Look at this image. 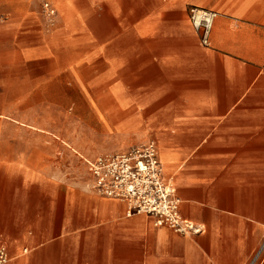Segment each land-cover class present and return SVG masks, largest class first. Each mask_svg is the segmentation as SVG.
Instances as JSON below:
<instances>
[{
    "label": "crops",
    "instance_id": "1",
    "mask_svg": "<svg viewBox=\"0 0 264 264\" xmlns=\"http://www.w3.org/2000/svg\"><path fill=\"white\" fill-rule=\"evenodd\" d=\"M55 2L54 35L71 66L65 86L82 93L98 135L117 144L89 153L61 145L65 168L53 155H0V172L15 183L9 211L0 193V216H12L0 223L7 264H248L264 241V0H82L91 19L75 0ZM192 7L218 14L208 47ZM81 65H92V79ZM148 141L181 216L201 233L128 216L126 202L92 189L75 155Z\"/></svg>",
    "mask_w": 264,
    "mask_h": 264
},
{
    "label": "rangeland",
    "instance_id": "2",
    "mask_svg": "<svg viewBox=\"0 0 264 264\" xmlns=\"http://www.w3.org/2000/svg\"><path fill=\"white\" fill-rule=\"evenodd\" d=\"M47 3L55 9V17L46 10ZM75 5L92 18V9L82 0H75ZM59 17L55 0H0V155L12 156L20 150L40 156L43 162L53 155V166L65 168L66 162L60 164L61 145L76 148L79 144L89 153L117 141L98 135L101 123L89 118L90 105L78 102L82 93L65 86L71 66L62 37L54 35ZM80 71L85 80L94 77L92 65H81ZM83 90L89 95L96 92L94 88ZM69 151L75 154L72 148ZM102 154L108 153L95 157ZM75 155L86 164L94 158L83 152ZM14 189L13 179L0 172L6 211ZM11 218L0 216V223Z\"/></svg>",
    "mask_w": 264,
    "mask_h": 264
},
{
    "label": "built area",
    "instance_id": "3",
    "mask_svg": "<svg viewBox=\"0 0 264 264\" xmlns=\"http://www.w3.org/2000/svg\"><path fill=\"white\" fill-rule=\"evenodd\" d=\"M51 17L56 11L45 5ZM218 17L215 11L192 7L189 20L200 43L210 45L211 32ZM91 187L101 196L124 201L127 215L152 217L156 226H167L182 235L201 233L202 227L183 219L180 199L172 182L166 181L164 169L154 141L133 145L127 150L98 156L87 162ZM10 256L6 244L0 243V264H7ZM264 261V241L248 264Z\"/></svg>",
    "mask_w": 264,
    "mask_h": 264
}]
</instances>
